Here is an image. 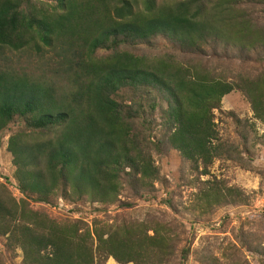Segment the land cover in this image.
Here are the masks:
<instances>
[{
    "label": "trees",
    "instance_id": "obj_1",
    "mask_svg": "<svg viewBox=\"0 0 264 264\" xmlns=\"http://www.w3.org/2000/svg\"><path fill=\"white\" fill-rule=\"evenodd\" d=\"M0 48L46 58L39 74L0 64V150L9 132L21 195L0 183V264L20 251L21 264H187L192 242L168 225L58 219L32 202L104 208L126 185L153 197L168 148L200 175L233 159L216 111L240 91L264 122V71L244 68L264 61V0H0ZM197 179L193 215L246 202Z\"/></svg>",
    "mask_w": 264,
    "mask_h": 264
},
{
    "label": "rangeland",
    "instance_id": "obj_2",
    "mask_svg": "<svg viewBox=\"0 0 264 264\" xmlns=\"http://www.w3.org/2000/svg\"><path fill=\"white\" fill-rule=\"evenodd\" d=\"M45 60L28 51L12 52L0 48V64L4 68L39 74L46 68ZM244 68L262 72L264 61L244 63ZM232 114L248 126H237ZM216 123L221 140L233 146L236 153L233 159H217L207 176L193 172L175 151L168 148L164 156H156L164 181L155 184L157 192L153 197L139 195L126 185L119 201L104 208L96 204L74 205L63 199L53 205L32 202V206L46 210L58 219L168 225L175 232L178 244L182 246L192 242L187 264H264V122L254 117L251 104L244 95L233 91L224 97L222 109L216 111ZM9 135L8 132L3 137L0 150V183H6L8 178L11 192L19 199L15 167L7 150ZM198 177L202 181H223L243 189L247 195L246 202L217 207L206 215H193L189 209L197 191ZM168 199L172 204L167 202ZM19 254L13 263L7 264H21V251ZM107 264L119 263L109 258Z\"/></svg>",
    "mask_w": 264,
    "mask_h": 264
}]
</instances>
